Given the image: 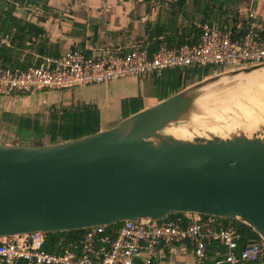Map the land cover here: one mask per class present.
<instances>
[{
	"label": "water",
	"instance_id": "obj_1",
	"mask_svg": "<svg viewBox=\"0 0 264 264\" xmlns=\"http://www.w3.org/2000/svg\"><path fill=\"white\" fill-rule=\"evenodd\" d=\"M238 2L249 8L251 0ZM263 70L264 63L208 77L77 139L0 143V237L195 213L240 221L264 241V126H178L200 115L197 101L211 86ZM173 126L190 137L167 133Z\"/></svg>",
	"mask_w": 264,
	"mask_h": 264
},
{
	"label": "built area",
	"instance_id": "obj_2",
	"mask_svg": "<svg viewBox=\"0 0 264 264\" xmlns=\"http://www.w3.org/2000/svg\"><path fill=\"white\" fill-rule=\"evenodd\" d=\"M235 11L231 26L203 23L194 41L177 47L135 46L96 54L74 48L25 69L0 63V97L101 85L125 77L146 80L172 68L231 70L263 64L264 16L250 7ZM226 220L188 213L97 226L73 238L53 239L45 232L5 236L0 237V264H152L161 251L173 253L185 243L193 246L192 264H207L208 248L214 243L223 248L216 264H264V241L254 239L240 248L242 233Z\"/></svg>",
	"mask_w": 264,
	"mask_h": 264
},
{
	"label": "crops",
	"instance_id": "obj_3",
	"mask_svg": "<svg viewBox=\"0 0 264 264\" xmlns=\"http://www.w3.org/2000/svg\"><path fill=\"white\" fill-rule=\"evenodd\" d=\"M178 1L0 0V63L25 69L42 65L46 58L62 56L74 48L96 54L99 51H124L135 46H148L152 50L162 44L177 47L195 40L200 32L199 27L206 23L209 14V0H205V4H202L203 0H196V8L190 5L192 0H181L186 7L176 8ZM231 2L234 5L230 2L224 4L228 27L235 20L234 16L228 14L230 8L240 6L238 0ZM33 5L36 8L33 9ZM204 5L206 10H203ZM250 8L264 16V0H251ZM195 13L198 15H193ZM28 24L34 25L36 30L28 28ZM116 81L49 91V95L64 101L66 107L83 104L96 106L101 117L100 130L109 129L161 101L142 91L137 94L134 89L118 91ZM106 84H112L114 90L102 97L101 87ZM124 93H132V96L124 98L121 95ZM8 99L12 101L13 97H0V102ZM129 99H140L141 104L125 113L123 103ZM222 254L223 248L212 244L208 248L207 264H216ZM193 259V246L185 243L176 246L173 253L161 251L152 264H192Z\"/></svg>",
	"mask_w": 264,
	"mask_h": 264
},
{
	"label": "rangeland",
	"instance_id": "obj_4",
	"mask_svg": "<svg viewBox=\"0 0 264 264\" xmlns=\"http://www.w3.org/2000/svg\"><path fill=\"white\" fill-rule=\"evenodd\" d=\"M195 1L196 0L193 2L192 0L190 3V5L194 8H196ZM231 1L232 0H209V4L207 5L209 14L208 18H206V22L215 23L221 27H228V19L225 16V13L227 12H225L226 9L224 4L230 2L234 5L235 1L234 3ZM204 2L205 0H203L202 4H205ZM176 5V8H182L184 6L186 7V5H184L181 0H179ZM207 7L204 5L203 10H206ZM235 8L236 7L232 6L230 8L231 12H228V14H231V17L235 16L236 14ZM227 9H229V7ZM193 15H198V13ZM225 71L229 70L214 69L212 67H206L203 69L172 68L166 70L165 75L162 78H157L150 75L146 81H143L137 77H125L118 79L115 83L117 85L118 91L134 89L137 94H139L138 91H142V93L146 94L147 96L157 97L158 99L164 100L175 95L185 87H189L194 83H198L208 77H213ZM205 73L208 74V76H204ZM242 78H231L226 82L211 86L198 101L202 108L197 109L198 114L200 115H197L193 121L182 122L178 124V126H187L188 128H192L193 132L202 131L205 133L211 131L230 130L233 128V126L247 130V128L254 126L250 124L251 119L248 116L249 111L250 114L252 113V117H256L259 121L258 123L264 126V112H260L259 107H253L252 104H250L248 95H240V90L245 88L249 81L245 78ZM113 87L114 86H112V84L103 85L101 87L103 89L101 90V96L103 97L109 92L113 91ZM121 95H124V98H128L129 96H132V93L129 95H127V93ZM230 98L232 99L230 100ZM64 103V101H60L58 98H52V96L50 97L49 91H42L33 95H23L18 97L14 96L12 101L8 99L3 103L0 102V143L23 142L28 143L29 145H33L35 142L47 143V137L39 138L33 134L24 135L18 128L12 127L14 124L10 122L9 119L11 117L18 118L20 116H28L30 118H38L40 122L44 124L49 122L51 114L57 110L61 111L63 109L81 106L73 105L66 107L67 105ZM123 104L124 112L127 113L129 110H131V108H138L141 104V100L129 99L124 101ZM262 104L264 105V102ZM225 108L227 110H225ZM4 113H7V118L3 117ZM198 121H201V123ZM217 127H221L220 130H217ZM167 133H170V128L167 130ZM55 235L56 234L53 236ZM56 237L58 236L56 235Z\"/></svg>",
	"mask_w": 264,
	"mask_h": 264
},
{
	"label": "trees",
	"instance_id": "obj_5",
	"mask_svg": "<svg viewBox=\"0 0 264 264\" xmlns=\"http://www.w3.org/2000/svg\"><path fill=\"white\" fill-rule=\"evenodd\" d=\"M245 25V24H243ZM28 28L36 27L28 24ZM208 76V74H204ZM7 113L3 117L7 118ZM24 135L33 134L39 138L47 137V143L35 142L33 145L55 144L68 140L77 139L87 135L97 133L101 129V117L99 109L93 105H81L70 109L57 110L50 116L49 122L42 124L37 118H30L28 116L11 117L9 119ZM21 144H28L20 142ZM176 216H183V214L175 213L168 216L174 218ZM230 221L241 233L242 241L240 248H244L249 242L254 239H259V236L246 224L241 223L235 219L226 220ZM81 231H70L56 233L57 236H66L68 238L76 237ZM54 234L50 236L54 239ZM52 251V248H48Z\"/></svg>",
	"mask_w": 264,
	"mask_h": 264
},
{
	"label": "bare ground",
	"instance_id": "obj_6",
	"mask_svg": "<svg viewBox=\"0 0 264 264\" xmlns=\"http://www.w3.org/2000/svg\"><path fill=\"white\" fill-rule=\"evenodd\" d=\"M240 77H244L245 79L249 80L247 85L245 86V88L240 90V95H248V100H249L250 104H252L253 107L254 106L259 107L260 112L261 111L264 112V105L262 104L264 102V100H263V98H264V70L262 72L257 71V72L251 73V74H249L247 76L244 75V76H240ZM231 99L232 98H230V100ZM246 101H247V99H246ZM225 110H227V109L225 108ZM251 114H250V111H249L248 112V116L251 119L250 120V122H251L250 124L254 125V124L258 123L259 121H258V119L256 117H252ZM253 114H254V112H253ZM259 117H262V116H259ZM230 123H231V119H230ZM169 134H172L175 137L182 138V139L190 137V132L187 131L186 129L180 128V127H170V133Z\"/></svg>",
	"mask_w": 264,
	"mask_h": 264
}]
</instances>
